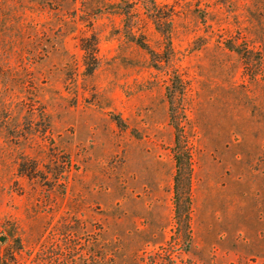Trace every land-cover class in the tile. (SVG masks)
Masks as SVG:
<instances>
[{
    "label": "rangeland",
    "instance_id": "obj_1",
    "mask_svg": "<svg viewBox=\"0 0 264 264\" xmlns=\"http://www.w3.org/2000/svg\"><path fill=\"white\" fill-rule=\"evenodd\" d=\"M0 264H264V0H0Z\"/></svg>",
    "mask_w": 264,
    "mask_h": 264
},
{
    "label": "trees",
    "instance_id": "obj_2",
    "mask_svg": "<svg viewBox=\"0 0 264 264\" xmlns=\"http://www.w3.org/2000/svg\"><path fill=\"white\" fill-rule=\"evenodd\" d=\"M174 90L168 91L169 98V113L170 119L174 126V144H173V157L175 160V175H174V192L176 204L179 205L178 210L182 209L183 213H179L187 224L188 210L190 203L189 185H190V147L187 137L183 134V125L175 121V114L172 109V97ZM178 207V206H177ZM178 213V212H177ZM183 215V216H182Z\"/></svg>",
    "mask_w": 264,
    "mask_h": 264
}]
</instances>
